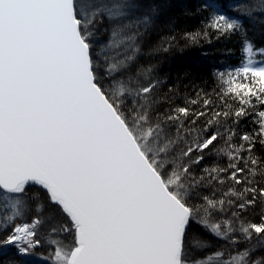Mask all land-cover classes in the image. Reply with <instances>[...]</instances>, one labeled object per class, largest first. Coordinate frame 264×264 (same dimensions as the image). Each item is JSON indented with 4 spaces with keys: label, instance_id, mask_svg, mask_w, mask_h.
<instances>
[{
    "label": "snow or ice",
    "instance_id": "1",
    "mask_svg": "<svg viewBox=\"0 0 264 264\" xmlns=\"http://www.w3.org/2000/svg\"><path fill=\"white\" fill-rule=\"evenodd\" d=\"M160 8L0 0V264H264V215L259 224L241 218L264 203V162L253 152L264 145V47L241 19L264 17V0L201 5L206 28L245 36L240 66L217 73L220 99L241 105L224 110L199 94L190 104L202 100L200 111L158 110L159 82L134 67L140 30ZM105 20L106 43L96 39ZM253 112L258 128L241 134L233 125ZM206 150L227 156V168L198 175ZM213 182L218 199L202 192Z\"/></svg>",
    "mask_w": 264,
    "mask_h": 264
},
{
    "label": "trees",
    "instance_id": "2",
    "mask_svg": "<svg viewBox=\"0 0 264 264\" xmlns=\"http://www.w3.org/2000/svg\"><path fill=\"white\" fill-rule=\"evenodd\" d=\"M147 8L150 5H160L158 14L154 16V22L147 29L141 28V35L138 37L140 53L137 56L134 71L150 69V77L158 81L156 94L160 100L158 110L171 111L177 107H190L194 111H200L202 100L197 105L190 104L191 100H197L199 97H206L213 102L215 110H224V103L231 105L233 109L241 105L238 100L225 97V101L220 99V86L217 81L218 72H226L231 68L240 66L243 59V32L225 33L206 28L210 17V9H202L204 0H141ZM252 2V0H246ZM236 17V12L228 13ZM243 20V27L246 30L247 39L251 41L256 48L264 47V17L258 16L250 23L248 19ZM107 20L98 26L99 42H107L109 38ZM199 33L195 42L188 39L186 34ZM207 33V35H205ZM166 49V50H165ZM255 102V101H253ZM259 110H264V106H258ZM249 111H252L249 109ZM255 113L241 120L239 125H233L242 134L243 132H252L258 128L253 123ZM231 125V120L227 122ZM198 127H203V118L198 122ZM211 130H215L210 129ZM223 131V128H221ZM206 135V133H205ZM239 143V138L235 139ZM216 143V142H214ZM223 141L216 143V147H222ZM211 147V146H210ZM254 155L264 162V145L256 143L253 149ZM228 158L223 154H217L215 151L207 152L203 161L196 167L197 174H202L204 167L227 168ZM229 173H223L226 183L223 189L231 185L227 181ZM256 182L259 186H264V177L257 176ZM220 186L213 182L209 188L202 189L206 195H211L215 191L216 198H220ZM244 184L237 185V190H242ZM251 199V196L248 197ZM199 202V201H197ZM240 201H237L238 204ZM236 210L227 208L225 213L219 214L217 218L223 216L229 218L231 212ZM264 215V203L258 202L253 207H249L241 213V218L246 221L259 224L261 216ZM192 231L199 237L206 240H216L215 237L207 233L200 225L191 224ZM255 236L252 243H255ZM217 243H224L217 241ZM248 246L247 243L239 245V248ZM213 251L215 249H212ZM201 255V254H198Z\"/></svg>",
    "mask_w": 264,
    "mask_h": 264
}]
</instances>
